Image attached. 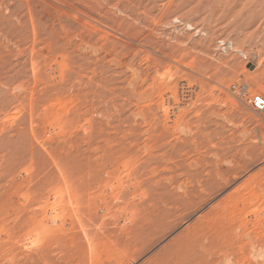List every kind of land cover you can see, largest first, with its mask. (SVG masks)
<instances>
[{
	"label": "rangeland",
	"instance_id": "374dc122",
	"mask_svg": "<svg viewBox=\"0 0 264 264\" xmlns=\"http://www.w3.org/2000/svg\"><path fill=\"white\" fill-rule=\"evenodd\" d=\"M252 95L264 0H0V264H264Z\"/></svg>",
	"mask_w": 264,
	"mask_h": 264
},
{
	"label": "built area",
	"instance_id": "2783aa9c",
	"mask_svg": "<svg viewBox=\"0 0 264 264\" xmlns=\"http://www.w3.org/2000/svg\"><path fill=\"white\" fill-rule=\"evenodd\" d=\"M234 88V86H233ZM235 91H239V93L245 95L244 88H235ZM249 102L251 103L252 107L256 110H264V97L261 95H252L248 98Z\"/></svg>",
	"mask_w": 264,
	"mask_h": 264
},
{
	"label": "bare ground",
	"instance_id": "6f19581e",
	"mask_svg": "<svg viewBox=\"0 0 264 264\" xmlns=\"http://www.w3.org/2000/svg\"><path fill=\"white\" fill-rule=\"evenodd\" d=\"M198 233V232H197ZM200 234V233H199ZM195 235V234H194ZM191 237V236H190ZM196 238V237H195ZM188 243H189V241H188ZM192 244V243H191ZM186 245V244H185ZM189 245V244H188ZM182 254V253H181ZM182 257V256H181Z\"/></svg>",
	"mask_w": 264,
	"mask_h": 264
}]
</instances>
